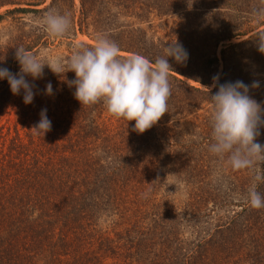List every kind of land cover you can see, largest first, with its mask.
<instances>
[{
	"label": "trees",
	"instance_id": "trees-1",
	"mask_svg": "<svg viewBox=\"0 0 264 264\" xmlns=\"http://www.w3.org/2000/svg\"><path fill=\"white\" fill-rule=\"evenodd\" d=\"M78 1L77 16L74 0H50L42 8L37 7L45 0H0V8L11 6L0 14V22L10 18L25 25L16 15L44 14L55 8L71 17L67 33L70 49L76 46L77 24L80 32L92 28L93 33L106 34L110 40L126 35L125 43L114 41L121 58L139 54L154 62L165 55L167 44L177 40L188 59L178 64L169 58L168 112L142 134L133 130L134 121L127 124L110 114L102 101L81 105L74 98L75 88L64 83L63 76L52 73L30 82L37 85L36 108L32 103L25 105L22 99L21 113L26 120L35 118L36 113L40 119L41 110L47 109L52 134L37 135L26 124L22 125L27 126L24 135L16 128L9 137L0 133V264H104L101 252L112 259L121 256L122 264H264V208H252L247 199L253 183L248 177L254 170H238L245 181L238 174L234 180H226L227 171H233L225 164L227 158L220 159L208 150L212 142L209 95L217 88L212 87L209 94L206 88L213 85L218 73L219 44L235 36L219 23L218 7L211 0ZM163 17L178 19L167 42L148 37L138 27L151 18ZM11 27L20 28L21 33L9 35L6 45L0 47L4 56L2 59L0 53V67L15 74L19 72L15 48L22 46L35 54L44 32L24 35L22 27ZM243 44L221 49L220 84L236 82L231 76L229 53ZM65 75L68 80L75 78L73 72ZM49 82L54 89L52 96L44 94ZM14 96L7 81L0 80V116ZM187 118L192 133H196L194 141L177 135L186 132L182 127ZM6 133H10L9 128ZM151 143L163 151L158 149L155 155ZM215 163L219 172L212 170ZM165 164L185 171L182 182L188 191L187 207H196L186 220L196 219L194 212L208 218L202 222L206 229L191 233V238L185 239L174 229L166 233L160 216L163 209L158 213L161 223L151 213V197L162 184ZM151 165L158 169V178L151 179ZM258 190L264 193V183ZM102 216L122 219L123 232L118 230L115 239L98 233ZM149 216H153L151 222ZM126 222L130 225H124ZM124 232L123 242L120 237ZM93 243H97L95 249Z\"/></svg>",
	"mask_w": 264,
	"mask_h": 264
},
{
	"label": "clouds",
	"instance_id": "clouds-1",
	"mask_svg": "<svg viewBox=\"0 0 264 264\" xmlns=\"http://www.w3.org/2000/svg\"><path fill=\"white\" fill-rule=\"evenodd\" d=\"M41 28L52 38H62L71 28V17L55 8H49L40 18ZM15 59L19 72L13 74L0 67V80H6L13 95L23 93V103L31 104L36 92L33 81L43 78L47 68L69 87H74V98L81 105L103 102L107 111L117 118L134 121L132 128L143 133L152 128L168 112L171 97L169 72L175 63L183 64L188 53L175 40L165 46V55L150 62L139 54L127 58L119 56V46L106 34L95 36L92 48L78 44L70 57H37L24 47L15 48ZM259 51L264 53V47ZM2 63V61H0ZM67 72L75 78L68 80ZM217 90L209 95L212 104L210 116L211 138L209 152L220 159L227 158L228 165L235 170L252 169L257 164L259 171L248 189L247 199L252 208H264V193L258 188L264 183V144L256 142L259 128L264 126V107L249 95V89L260 86L258 81L246 85L243 81L220 84L213 77ZM208 94L211 87L206 88ZM44 94L54 95L51 82L45 85ZM47 109L40 112L39 122L32 128L37 135L44 136L51 130L52 123Z\"/></svg>",
	"mask_w": 264,
	"mask_h": 264
},
{
	"label": "rangeland",
	"instance_id": "rangeland-1",
	"mask_svg": "<svg viewBox=\"0 0 264 264\" xmlns=\"http://www.w3.org/2000/svg\"><path fill=\"white\" fill-rule=\"evenodd\" d=\"M50 0H45V3L37 8H42L47 5ZM211 2L218 7L220 10V15L218 16V21L221 23V26H225L228 29V32L235 35L230 40H225L221 42L217 49V56L219 59L218 73L216 77L220 76V72L223 68V62L221 60L220 51L224 46L229 44H236L241 41H244V44L239 48L235 49L233 52L229 53V61H230V69L231 76L236 81H243L246 85H251L253 82L258 81L260 86L258 88L249 89V95L256 100L258 103L264 107V53L259 51L260 46L264 47V0H211ZM76 11L79 8V1L74 0ZM11 8V6H3L0 8V14H2L6 9ZM43 13L38 14H26V15H16L22 17V21L25 25H19L18 23L13 22L10 18L3 20L0 22V47L2 45H6L8 41L9 35L15 36L21 33L19 27H22V31H24V35L29 33H40L44 32L42 39L37 46V52L35 55L37 57H46V56H63L70 57L74 48L70 49V35L66 34L62 38H52L50 37L40 26L39 20L42 17ZM78 16V11H77ZM122 21V19H120ZM178 19L163 17L162 19L151 18V21L148 23H142L138 27L142 29V32H146L148 37H152L153 39H161L163 41H169L168 33L170 28L175 26ZM17 24L16 28L9 26ZM127 25V24H125ZM222 26V27H223ZM78 25L76 24V37L73 40V43L77 45L79 42L89 43L91 45H95V36L97 33L92 32V28H89V35L82 30L80 32L78 30ZM224 28V27H223ZM83 29V28H82ZM242 33V34H241ZM238 34V35H237ZM241 34V35H239ZM131 36L138 37L139 33H131ZM113 41L125 43L127 41L126 35L121 37L113 36L111 38ZM1 56L3 53V49H0ZM121 54H126L120 52ZM4 56L2 57V59ZM52 72L45 66L44 74L49 75ZM183 79L192 85H197L193 81ZM37 80L33 81L30 77L29 82L35 83ZM215 84V81L213 85ZM211 86V88L213 87ZM36 87H34V91L36 92ZM22 93V92H21ZM23 94V93H22ZM22 97L15 95L12 102L7 105L4 109L3 114L0 116V133L5 134V137H9L14 135V128L19 130L20 135H24L27 131V126L22 127V125H29L31 129L34 127V124L39 122L38 113H36L35 118L30 117L26 120L21 113L22 110ZM27 109L28 107L25 106ZM32 108H36V105L32 101ZM185 125L182 127L185 130V133H178V136H183L185 138H189L190 141H194L196 137V133H192L191 127H189L190 118L185 119ZM9 128L10 133H6ZM260 135L257 137L256 142L264 144V126L259 128ZM51 133V131H48ZM52 134V133H51ZM158 135V133H154ZM131 136V133L129 134ZM160 149L163 151V147L159 146L157 143L153 145L151 143L152 153H157V150ZM154 159H152L153 164ZM227 161L225 162V164ZM151 179L154 176L156 178L158 174V169L155 165H151ZM214 168H212L213 172H219V165L214 164ZM260 165L257 164L254 168L249 171L254 170V173L244 174L247 175L248 179L254 182V175L259 171ZM165 176L162 177V184H159L158 188L154 189L156 195L151 197L152 203H154V210L151 213H154L156 219L159 223V215L164 218L162 223H165L166 233L168 230H176L177 234H181L185 239L191 238L190 234L195 233L206 229V225L202 222L208 220L202 213L194 212L197 217L196 219L188 222L186 218L190 215L188 212L190 210L194 211L195 206L192 208L187 207L188 203V191L183 185L182 179L185 177L184 169L179 167H171L169 164H165L163 170ZM247 171V169L245 170ZM238 174V178L244 180L243 174H241L238 170L233 169L232 172L227 171L226 180L228 178L230 180H234V175ZM218 175V174H217ZM240 175V176H239ZM220 178V177H216ZM245 181V180H244ZM157 183V181H156ZM157 190V191H156ZM158 206V207H157ZM152 208V209H153ZM153 216H149L148 222ZM122 219L118 216H102L101 220L97 224V229L100 231L98 233H104L105 235L116 238L115 233L119 230L123 232L122 226L120 227ZM151 222V221H150ZM124 225H130L126 222ZM122 229V230H121ZM127 233H123L122 241H125ZM94 241V239H93ZM122 241L118 242V245L122 243ZM97 243H93V248L95 249ZM102 254V259H104V264H122L121 256L118 258L112 259L110 254ZM118 254H123V251H118ZM115 256L116 253H115Z\"/></svg>",
	"mask_w": 264,
	"mask_h": 264
}]
</instances>
